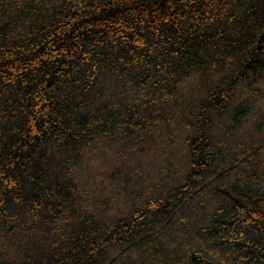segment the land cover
Instances as JSON below:
<instances>
[{
  "label": "trees",
  "instance_id": "1",
  "mask_svg": "<svg viewBox=\"0 0 264 264\" xmlns=\"http://www.w3.org/2000/svg\"><path fill=\"white\" fill-rule=\"evenodd\" d=\"M0 264H264V0H0Z\"/></svg>",
  "mask_w": 264,
  "mask_h": 264
},
{
  "label": "water",
  "instance_id": "2",
  "mask_svg": "<svg viewBox=\"0 0 264 264\" xmlns=\"http://www.w3.org/2000/svg\"><path fill=\"white\" fill-rule=\"evenodd\" d=\"M163 2H165L166 0H162Z\"/></svg>",
  "mask_w": 264,
  "mask_h": 264
}]
</instances>
